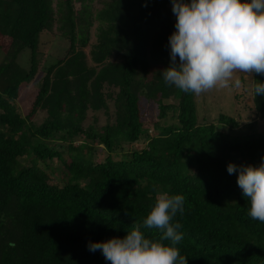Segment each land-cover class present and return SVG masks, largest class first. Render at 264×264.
<instances>
[{
  "label": "trees",
  "instance_id": "obj_1",
  "mask_svg": "<svg viewBox=\"0 0 264 264\" xmlns=\"http://www.w3.org/2000/svg\"><path fill=\"white\" fill-rule=\"evenodd\" d=\"M52 1L0 0V264H110L89 242L123 238L163 192L185 198L174 222L187 264H264V224L248 215L238 172L227 171L260 165L264 129L224 113L198 123L196 95L164 83L171 0H107L94 15L89 0H55L56 9ZM54 25L68 47L35 82L24 114L19 93L38 74L40 37ZM258 81L264 76L253 73L264 122ZM141 98L157 105L154 135ZM38 110L45 115L35 122ZM90 111L105 121L84 124Z\"/></svg>",
  "mask_w": 264,
  "mask_h": 264
},
{
  "label": "clouds",
  "instance_id": "obj_2",
  "mask_svg": "<svg viewBox=\"0 0 264 264\" xmlns=\"http://www.w3.org/2000/svg\"><path fill=\"white\" fill-rule=\"evenodd\" d=\"M175 31L169 37L170 64L162 70L164 83L183 93L201 95L215 88H239L237 73L264 76V0H172ZM264 96L258 81L254 96ZM250 201L248 215L264 224V159L259 166L227 165ZM183 195L159 193L154 206L123 238L89 242L110 264H187L175 247L182 239ZM142 228L158 230V239ZM168 241L169 243H164Z\"/></svg>",
  "mask_w": 264,
  "mask_h": 264
},
{
  "label": "rangeland",
  "instance_id": "obj_3",
  "mask_svg": "<svg viewBox=\"0 0 264 264\" xmlns=\"http://www.w3.org/2000/svg\"><path fill=\"white\" fill-rule=\"evenodd\" d=\"M105 1L107 0H89L91 4V14L94 15L96 11L103 6ZM74 5L76 9L79 8V2H75ZM52 7L56 9L55 0L52 1ZM168 7L170 9L173 21L176 22V17L172 12V0L168 4ZM97 25V22L94 21L90 27L89 35L91 42L95 41L94 33L96 31ZM40 39L41 43L39 51L41 52V55H44V57L41 56L40 70L33 81L23 86L19 93V98L16 104L18 109L24 114L28 112V109L34 100L37 86L35 82L38 81V79L44 74L46 68L50 64L54 63V61H56L58 58H62L64 56L69 42L68 39L61 38L58 35L56 25L53 26L52 30L48 32L45 31ZM26 51L27 50H25V53L28 57V51ZM237 78H239L241 81V86L239 88L235 86L229 88L217 87L201 95H196L198 123L213 122L219 113H224L230 117H233L239 126L249 124L255 133H260L264 129V122L253 108V74L249 76L244 73H237ZM139 105L143 126L149 130V135H154L155 131L152 129V123L157 120V105L155 102L150 103L143 98L140 99ZM44 115V111L38 110L33 114L32 120L39 122L42 120ZM92 116L98 119V124H102L105 121V115L102 111L95 113L90 111L87 115V118L84 120V124H87L89 121H91L93 118ZM166 119H169V121L172 120L170 113H168ZM241 128H243V126ZM246 130L249 131V128L247 127ZM141 145L142 143H137L132 144L131 146L134 148H140ZM100 159L101 158H99V160ZM51 180L59 181V178L56 177Z\"/></svg>",
  "mask_w": 264,
  "mask_h": 264
}]
</instances>
